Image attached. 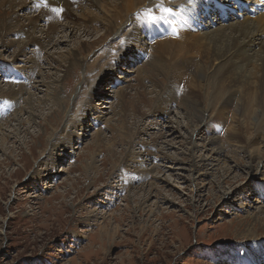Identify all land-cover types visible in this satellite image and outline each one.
<instances>
[{
    "label": "rangeland",
    "instance_id": "1",
    "mask_svg": "<svg viewBox=\"0 0 264 264\" xmlns=\"http://www.w3.org/2000/svg\"><path fill=\"white\" fill-rule=\"evenodd\" d=\"M17 1L30 9H20ZM167 1L178 6L181 0ZM106 2L108 7L121 0ZM85 4L72 1L69 27L66 18L59 20L55 26L65 29L57 26L49 45L26 48L25 36L17 30L0 40V264H248L244 254L253 255L264 243V192L246 186L255 174L264 180V171L256 161L251 171L243 169L250 162L226 142L252 141L257 108L236 115L240 92L230 105L222 104L232 97L229 90L242 84L217 63L207 58L202 62L203 52L196 46L225 28L226 35L237 37L229 27L256 22L264 12L232 15L208 28L201 24L200 41H187L182 49L172 46V55L160 59L149 45L167 34L152 42L145 34L143 41L150 43L145 56L134 59L136 54L125 53L119 60L130 27L120 30L119 39L112 34L93 44L103 34L97 23L103 14ZM36 6L30 0H0V18L16 15L19 24H27L28 16H38ZM124 9L120 7V13ZM132 14L137 18L136 11ZM46 22H37L32 32L36 39L42 38L39 28ZM86 25L98 31L86 32ZM260 39L264 41V32ZM82 42L89 43L77 51L85 62L67 76V55ZM258 51L255 45L249 54ZM194 62L204 63L209 73L198 90L190 84ZM111 64L116 68L103 78L100 69ZM177 65L189 68L182 81L172 82L170 69ZM247 67L242 73L252 77L257 71L254 65ZM191 90L198 91L208 118L207 125L196 130L195 122L184 129V104ZM123 92L127 100L122 106ZM163 97L172 101L166 114L154 105ZM85 104H91V111H84ZM221 106H226L224 115ZM82 112L86 118L73 126ZM231 127L239 128L240 135L230 138ZM190 134L197 146L193 155L187 152ZM210 138L224 147L218 161H212ZM191 162L204 165L196 180ZM239 246L245 248L238 251ZM261 255L257 264H264Z\"/></svg>",
    "mask_w": 264,
    "mask_h": 264
},
{
    "label": "bare ground",
    "instance_id": "2",
    "mask_svg": "<svg viewBox=\"0 0 264 264\" xmlns=\"http://www.w3.org/2000/svg\"><path fill=\"white\" fill-rule=\"evenodd\" d=\"M72 1L75 4H82V3L86 2L85 5H87V6L89 5L90 7L98 8L99 11L102 12V14H103V17L101 16V17H98V19H97V23H99L98 29L100 31H102L103 34L96 41H94L93 44H96L98 42V40L103 38V37L109 38V36L112 34H113V39L114 38L119 39L120 30L125 26L130 27V34L128 35L127 38H125L126 39L125 41L127 42V44H125V46H123L124 47L123 49L121 48L119 50V52H120V53H118V54H120L119 60L123 59V57H124L123 55L125 53H127V54L129 53L130 56H132L131 54H136V57L134 59H140L142 56H145V53H144L145 45L150 44V43L143 41L142 37H144L145 34H147L148 37H149V35H151V30H150L148 24H151V25H152V23L161 24L160 19L165 18V20L167 22L178 27V25H180L177 22L178 19H183V16L181 14L182 9L184 11L183 14L185 16H186L185 11L188 12V11H192L195 9L196 13L194 12L193 14H196V17H194V19L199 24H203L204 27H206V28L210 27L211 22H213V23L216 22L219 24L222 22L219 19L218 13L216 12V10H214L212 4L208 0H192L191 3L189 2V0H184V1L179 0L180 3L178 4V6H175L174 4L170 5L167 0H121L120 3L112 4V6H110L111 4L109 2H106V0H30V3L32 5H37L39 7V8H37L38 16L36 15L35 16L36 18L35 17L28 18L29 16L28 17L26 16L27 17L26 18L27 24H24V23L19 24V20L17 19L18 16H16V15L14 17H9V19H5V20L3 18H0V40H2L4 37H6V33H10V32H12V30L13 31L17 30L20 35L25 36L24 38L26 41L24 42L23 46L26 48L27 47L41 48L43 46V44L49 45L52 41V37H53L54 33H56V31H57V29H56L57 26L60 28H63L62 30L65 29V25L62 26V24L55 26V24H58L59 20H62V19L64 20L66 18L65 21H67V28L69 27L68 25L71 23V21L69 19V18H71V14L69 12L68 7L71 5ZM226 1L228 2V0H226ZM246 1L248 3H251L248 6V9H250V10L253 8L254 3L259 2V0H246ZM104 2L108 3L110 5L107 7L108 4L106 5V4H104ZM15 5L19 6L20 9H24V8L28 9L29 8L28 5H26L24 2L18 3V1H17V4H15ZM122 6H125V9L123 10V12H125L127 14L120 13L119 8ZM230 6L233 9H235L232 3H230ZM106 8H108L107 11H106ZM202 8H204V11L202 10ZM54 9L56 11H54ZM60 9H62V11H63V14H61V15L59 14ZM164 9H168L169 11L165 12ZM104 11H106V12H104ZM135 11L137 12V15L135 16L137 18L134 17L135 19H132V16H134L132 13H134ZM173 11L175 12V15L178 17V18H176L177 21L171 20L168 17V14L172 13ZM204 14H206V15H204ZM190 15H192V14H190ZM244 15L248 16V12L244 11L241 13L238 12L236 14L237 17H241ZM127 16H129V17L126 19ZM42 18L47 19V22H46L47 24L45 23V26L39 28L41 34H43L42 38L36 39L33 36L32 32L35 29H37V26H38L37 22H40L42 20ZM229 19H230V16H229ZM95 20H96V18H95ZM144 22H146L148 24H145L143 26ZM193 26H194V23L190 22V21H188L185 26L180 25L181 31H179V34L177 36L179 39V41H178L179 43L175 42L176 37L175 38L168 37L169 31L167 29H164L163 27L157 26L156 29L158 31L161 30V32L164 35L167 34V36L163 37L164 39L159 40L160 43H158V41H153L154 44L149 45L150 52L153 55L156 54V56L159 59L165 58L164 55H167L168 53L169 54L172 53L170 51L172 49L171 48L172 46L178 47V49H182L183 47H185V44L187 43V41H193V43H194L195 39L197 41L198 40L200 41L199 38H201V34H202L201 30H203V27L198 28L196 31H192L193 33L192 32L189 33L188 31L191 30V28ZM70 28H72V27H70ZM229 28H230V30H232L234 32V34H237V37H231V36L229 37L228 35H226V33L224 32L226 30V28H225V30L224 29L223 30H216L212 34L206 35L207 37L203 38L202 42H199V44L196 47L199 50V52H203V55H201L202 56L201 58L203 59L202 62L205 63L206 60H204V58H207V60H209L211 63H213V62L215 64L217 63V66L219 68H222V70L225 71L226 73L234 74V76L232 75V77L233 78L237 77V80L242 84L239 86V88L237 86L234 89L229 90L228 95H231L232 97L228 98V101L225 99L226 101L225 100L223 101V103H222L223 105H227V106L230 105L232 103V101L235 100V98L237 97V94L240 92L241 101H240V105H239V102H238V104L236 103L237 104L236 109H235L236 115L240 112V110L248 111L253 106H256L257 109H256V111H254L253 122L251 123L252 128H253V132H254V137H253L252 141H246L244 143V145H241L242 142H240V144H238L235 141L229 140V142H226V145L227 146L228 145L229 146L230 145L235 146L237 152H239V151L242 152L244 158L246 160H248V162H250V163H247L245 165L243 164L244 165L243 169H245L247 171H251V169H253L252 164H253V162L256 161V165H258V167L260 166V168L263 169V171H264V123H263V120H264L263 119L264 118V41L262 42L260 39V35H263V32H264V13L262 15H260L259 17H257L256 22L246 21L245 23L243 22L241 24L236 23ZM84 29L86 30V32L90 33L92 31L91 29H93V28H91V26L86 25L84 27ZM93 30H95V32L98 31L96 29H93ZM155 33H156V31H155ZM196 42H195V44H196ZM255 45H259V51L255 54H251V53L249 54L250 47H252V46L255 47ZM86 46H89V43L82 42L77 50L70 51L69 54L67 55L66 63L68 66L65 69V71L63 70L67 76H68V74L71 73V71H73L74 68L80 67L85 62V59H83L84 57L80 58L77 51L78 50L84 51L87 48ZM188 49L186 48V50H188ZM107 50H110V47H108ZM175 50L178 51L177 48H175ZM180 52L181 51H179V53ZM21 53H22V51H21ZM104 53H106V51H104ZM20 55L21 54L19 53L18 56L20 57ZM34 55H36L35 57H39L37 55V52ZM183 57H184V55H183ZM45 60L50 61V59L47 55L45 56ZM190 60H192V59H190ZM186 61H187L186 63H188V60H186ZM37 62H38V58H35L33 60V64H32L33 68L36 67ZM190 62H192V61H190ZM156 63L159 65V62H156ZM204 63L201 65L197 63V65H196V63L194 62L193 66L195 69L192 73L189 72L190 73L189 76L191 77L190 78L191 80L189 79L190 84H191L192 88H194V90H195V88H197L199 86L198 85L199 81L200 80L205 81V78H207V76L209 75V73L204 72V67H205ZM126 64H128V62ZM192 64L193 63H191V65ZM229 65H230V69H228ZM249 65H254V69L258 72V73L256 72L254 74H251L252 77L245 76V74L242 73L245 71L246 68H248L247 66H249ZM177 66H180V67H177L176 69L172 68V70L170 69V76H168V78L172 82H177L178 80L182 81L184 79L182 77L183 74L185 72H187L188 68H189L188 67L187 70L185 69L189 65H187L185 68H183L184 65H177ZM115 68H116V66L114 64L113 65L111 64V65H108L106 68L100 69V72H102L101 76L103 78L109 77ZM242 69H244V70L241 71ZM32 72H33V70H32ZM238 72H240L239 75H238ZM27 75H31V72L29 71L27 73ZM118 77H120V76H118ZM189 80L187 79V83ZM153 86H154V84H153ZM21 88L22 87L20 86L19 91H17L18 93L21 92ZM77 90H78L77 88L74 89L75 94H76ZM194 90H191L192 92L189 91V93H188L189 97L187 100H185L186 103L184 104L186 106V109H185L186 113L185 114H186V121H187V126L184 129H186V130L188 129V127L194 126L195 123H197L195 126V130L201 126L204 127L205 125H207V121H208L207 120L208 118H205L207 111H205L204 108L203 109L201 108L200 101L198 99L199 95L197 94L198 91L195 92ZM197 90H198V88H197ZM12 92L14 93V90H12ZM164 92L165 91L161 92V96H162V93H164ZM0 93H2V92L0 91ZM13 93L11 94V97H12ZM138 94L139 93H137V95ZM6 95H7V93H6ZM245 95H247L248 97H246ZM9 96H10V94H9ZM126 96L127 95L124 94V92L121 94V97H120L121 101L120 102H121L122 106L127 100ZM11 97H9V98L11 99ZM19 99H20V94H18V100ZM57 99L60 100L58 97H57ZM25 100H24V102H25ZM170 100H171V98H169V97L168 98L163 97L162 99L160 98L154 104L156 106L155 108H158L160 110V108L163 107L161 114H166L164 111L167 112L168 106L172 102ZM221 100H222V98H221ZM64 103L65 102L63 101V104ZM222 106L220 107L219 110H220V114L224 115L223 113L226 112V110H225L226 106L225 107H222ZM90 107H91V104L89 106L85 104L84 105V111L85 110L91 111ZM59 108H57V111H59ZM221 108H223V109H221ZM221 111H224V112H221ZM86 115L87 114L83 113V112L81 114H78L77 118L78 117L79 118H78V120L73 122V126L81 125L80 120L85 119ZM178 127H179V125H178ZM178 127H177V129H178ZM229 133L231 135L230 138H235V134L240 135L239 128H235V127L230 129ZM188 138L190 140L188 142H186L188 145L187 152H188V154L193 155L194 154V153H192L193 149H195L197 146H195V143L193 142L194 140H193L192 135L189 136ZM210 139H212V138H210ZM48 141L49 142L52 141V136L48 137ZM207 146H209L211 148L210 150H212V152H213L214 159H212V161H218L217 159L220 156L221 151H223V149H224L223 145L219 142L213 141V139H212L209 141V144ZM46 163H47V161L45 162V164ZM245 163H246V161H245ZM188 164H190V166L192 168L191 171L193 173V176H194L193 178L195 180L203 175L201 173V171L203 170L202 167H204L202 162L201 163L200 162L199 163H192L191 162ZM237 167H242V166H239V164H238ZM258 167H256V168L258 169ZM261 173H262V170H261ZM255 175L250 178L251 182H248L246 187H249L250 185L253 188L258 187L259 192L262 193V192H264V183H262V182H264V180L260 179V177H261L260 175H257L258 178L256 179ZM244 190L249 192L248 188H245ZM263 197H264V193H263ZM243 248H245V247L241 248L239 246L238 251H240L241 249L243 250ZM256 249L252 250L253 255H249L247 257V255L244 254L247 258L248 264H257L256 260H258V258L262 256L261 253H264V243Z\"/></svg>",
    "mask_w": 264,
    "mask_h": 264
},
{
    "label": "snow or ice",
    "instance_id": "3",
    "mask_svg": "<svg viewBox=\"0 0 264 264\" xmlns=\"http://www.w3.org/2000/svg\"><path fill=\"white\" fill-rule=\"evenodd\" d=\"M189 2L191 3V2H192V0H189ZM54 11H56V10L54 9ZM164 11H165V12H168L169 10H168V9H164ZM125 44H127V42H126V41H125V42H122V46H123V45H125Z\"/></svg>",
    "mask_w": 264,
    "mask_h": 264
}]
</instances>
